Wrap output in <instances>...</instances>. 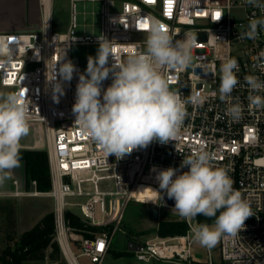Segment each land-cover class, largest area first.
Here are the masks:
<instances>
[{"label": "built area", "instance_id": "2783aa9c", "mask_svg": "<svg viewBox=\"0 0 264 264\" xmlns=\"http://www.w3.org/2000/svg\"><path fill=\"white\" fill-rule=\"evenodd\" d=\"M93 1L101 3L99 35H93L92 26H87L85 36L75 34L74 2L69 30L56 31L53 0H39L41 30L0 33V45L9 49V55L0 56V87L23 93L30 101L29 123L44 127L51 179L48 191H38L37 181L32 180L34 190H20L16 183L13 194L51 197L53 238L69 264H81V257L101 264L114 234L121 229L129 202L152 204L159 210L174 208L175 201L168 199L166 193L162 194L163 199L155 193L154 200H146L147 196L141 195V187L152 193L160 191L156 180L160 170L172 167L178 169L177 174L188 171L187 167L180 168L184 157L203 149L214 155L216 167L227 169L233 187L241 192L253 213L235 237L220 239L223 264H264V109L250 107L248 99L250 94L264 96V92L250 93L244 80L247 75L264 80V29L258 30L256 39L239 38L252 19L264 16V10L248 4L247 0ZM217 12L219 18L215 17ZM153 18L163 24L174 41L194 42L191 65L182 71L168 70L165 75L171 89L178 91L182 98L199 92L204 102L186 106L187 115L176 140L167 144L153 141L120 160L114 155L106 157L74 124L72 107L76 86L79 74L87 68V59L73 58L71 48L75 44L99 45L98 37L104 36L113 44L117 59L126 60L129 55L145 51L147 33L139 25ZM65 53V60H71L78 72L73 74L70 83L63 82L64 95L56 103L47 76L51 78L52 66ZM231 58L239 64L236 73L239 84L232 92V97H238L243 106L242 118L238 121L226 114L228 102L219 99L220 66ZM112 63L114 60L110 57L109 65ZM111 83L110 75L103 82L102 91ZM68 210L103 230L93 237L78 232L75 236L66 217ZM182 220L188 229L181 235L147 240L132 235L129 242L138 246L131 250L134 256L144 262L194 264L192 228L198 225L197 219ZM208 264H214L211 258Z\"/></svg>", "mask_w": 264, "mask_h": 264}, {"label": "clouds", "instance_id": "9594fccd", "mask_svg": "<svg viewBox=\"0 0 264 264\" xmlns=\"http://www.w3.org/2000/svg\"><path fill=\"white\" fill-rule=\"evenodd\" d=\"M247 3L264 10L262 0ZM144 22L147 25L143 28L147 33L144 52L121 61L115 56L111 41L98 37L97 54L87 58V68L79 74L76 86L74 124L106 157L114 155L117 160L153 141L167 144L176 140L187 115L186 106L204 102L199 92L182 98L171 89L165 75L168 70L182 71L191 65L194 42L174 41L154 18ZM259 29H264V16L252 19L239 38L256 39ZM5 55H9V49L0 45V56ZM65 55L52 66L51 78L47 76L56 103L64 95L63 82L70 83L78 72L71 60H65ZM110 57L114 60L111 65ZM238 71L235 58L220 66L219 99L228 102L226 114L234 121L243 114L239 98L232 97L239 84ZM110 75L112 83L102 91V84ZM244 80L250 93L264 92V80L260 77L247 75ZM248 99L250 107L264 109V96L250 94ZM29 104L23 93L0 92V185L20 166V142L29 133ZM213 160L212 153L197 150L181 162L180 168L187 167L188 171L177 174L178 169L172 167L160 170L156 175L160 191L152 189L157 198L163 199L162 194L166 193L168 199L175 201L172 212L181 219L192 221L199 215L215 218L211 225L201 223L192 228L193 241L208 249L215 247L222 237H235L253 216L249 203L233 187L227 169L216 167Z\"/></svg>", "mask_w": 264, "mask_h": 264}, {"label": "rangeland", "instance_id": "374dc122", "mask_svg": "<svg viewBox=\"0 0 264 264\" xmlns=\"http://www.w3.org/2000/svg\"><path fill=\"white\" fill-rule=\"evenodd\" d=\"M22 1L24 0L0 2V25L20 23L19 10ZM100 8V1L76 0L75 34L77 36H85L87 26L93 27V35L100 34ZM52 13L54 29L58 32H67L72 20V0H53ZM98 47V44H75L71 48V55L73 58H79L83 61L89 56L95 57ZM0 92L7 93L11 90L0 87ZM29 125V133L20 142L21 149L32 150L39 144V147L46 151L47 141L43 125L38 123H29ZM31 182L30 180L27 181L25 164L21 160L20 166L13 170L10 179L0 185V253L7 246H15V242L23 231L30 229L42 216L53 212V199L51 197L15 196L13 194L16 183H18L20 190H34ZM155 208H157L155 205L135 201L127 204L121 229L114 234L110 250L101 264H169L162 261H140L128 249V242L132 235H140L141 240L151 239L159 236L158 225L160 221H183L174 211L172 212L173 208L169 207H163L160 210L157 208L159 214L156 217L154 216ZM196 219L197 224H199L198 217ZM213 223L214 220L208 224ZM73 232L76 236L77 232L75 230ZM58 246L59 250H55L49 245L39 254V258H30L24 264H69L59 244ZM193 246V260L195 262L208 263L211 258L216 264L223 263L220 241L212 249L202 247L196 242L193 243ZM118 253H122L123 256L117 257L116 254ZM79 261L81 264H96L87 257H81Z\"/></svg>", "mask_w": 264, "mask_h": 264}, {"label": "trees", "instance_id": "16d2710c", "mask_svg": "<svg viewBox=\"0 0 264 264\" xmlns=\"http://www.w3.org/2000/svg\"><path fill=\"white\" fill-rule=\"evenodd\" d=\"M21 160L25 164L27 181L36 180L38 191H48L51 188L50 170L48 154L45 150L21 149ZM219 213H217L218 215ZM66 217L70 226L78 233L86 237H93L95 233L103 230L101 227L91 226L76 212L68 210ZM199 224L210 223L215 218H206L202 215L197 216ZM188 225L185 221L162 220L158 225L160 237L181 235L186 233ZM92 232V233H90ZM54 214L53 212L44 215L33 227L23 231L15 246H7L0 253L1 264H24L30 258H39V254L49 245L55 250H59L58 243L54 240ZM131 254V252L127 251ZM117 257L123 256L122 253L116 254ZM194 264H208L194 262ZM216 264V263H214ZM223 264V263H217Z\"/></svg>", "mask_w": 264, "mask_h": 264}, {"label": "crops", "instance_id": "0c3cea01", "mask_svg": "<svg viewBox=\"0 0 264 264\" xmlns=\"http://www.w3.org/2000/svg\"><path fill=\"white\" fill-rule=\"evenodd\" d=\"M2 1L4 0H0V2ZM73 2L76 5V0H72V3ZM20 4H21L20 10L18 8L20 12V19H21L20 23L14 24V25H0V33L2 32H36V31L41 30L42 14H41V7H40L39 0H24L20 2ZM87 32H88V29H87ZM35 149L43 150L39 147V144H38V147H36ZM37 197H42V196H37ZM52 204L54 206L53 202Z\"/></svg>", "mask_w": 264, "mask_h": 264}, {"label": "bare ground", "instance_id": "6f19581e", "mask_svg": "<svg viewBox=\"0 0 264 264\" xmlns=\"http://www.w3.org/2000/svg\"><path fill=\"white\" fill-rule=\"evenodd\" d=\"M141 195H146L147 198L146 200H154L155 199V193L150 192L148 189L145 187H141Z\"/></svg>", "mask_w": 264, "mask_h": 264}, {"label": "water", "instance_id": "95a60500", "mask_svg": "<svg viewBox=\"0 0 264 264\" xmlns=\"http://www.w3.org/2000/svg\"><path fill=\"white\" fill-rule=\"evenodd\" d=\"M74 63H77V59H74ZM159 214V210L157 208H155L154 210V216H158ZM138 246L136 244H134L133 242H129L128 243V249L131 251V250H134L136 249Z\"/></svg>", "mask_w": 264, "mask_h": 264}, {"label": "snow or ice", "instance_id": "6c2138e0", "mask_svg": "<svg viewBox=\"0 0 264 264\" xmlns=\"http://www.w3.org/2000/svg\"><path fill=\"white\" fill-rule=\"evenodd\" d=\"M215 17H216V18H219V17H220V13H219V12L215 13ZM139 26H140L141 28H146V27H147V25H146V23H145L144 21H143L142 23H140ZM100 247L102 248L103 245L101 244Z\"/></svg>", "mask_w": 264, "mask_h": 264}]
</instances>
